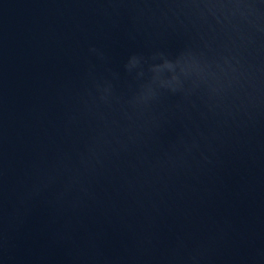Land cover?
<instances>
[{"label":"water","instance_id":"water-1","mask_svg":"<svg viewBox=\"0 0 264 264\" xmlns=\"http://www.w3.org/2000/svg\"><path fill=\"white\" fill-rule=\"evenodd\" d=\"M0 264H264V0H0Z\"/></svg>","mask_w":264,"mask_h":264}]
</instances>
